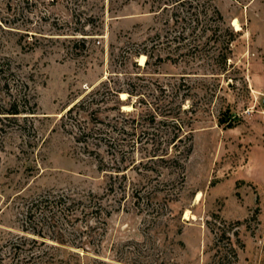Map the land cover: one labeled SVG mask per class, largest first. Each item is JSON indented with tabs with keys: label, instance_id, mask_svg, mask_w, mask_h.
Masks as SVG:
<instances>
[{
	"label": "rangeland",
	"instance_id": "1",
	"mask_svg": "<svg viewBox=\"0 0 264 264\" xmlns=\"http://www.w3.org/2000/svg\"><path fill=\"white\" fill-rule=\"evenodd\" d=\"M174 4L0 0V264H213L222 231L264 264V0ZM167 115L182 169L139 135Z\"/></svg>",
	"mask_w": 264,
	"mask_h": 264
},
{
	"label": "trees",
	"instance_id": "2",
	"mask_svg": "<svg viewBox=\"0 0 264 264\" xmlns=\"http://www.w3.org/2000/svg\"><path fill=\"white\" fill-rule=\"evenodd\" d=\"M174 3V5H177L181 11L185 12L183 19L188 20L187 28L191 29V31L198 28L199 25H201L200 29L202 32L208 29L206 24L200 23L201 17H203L202 19H204V21L216 18L220 21V23L224 24L223 17L217 7L212 4V0H174ZM19 103L20 99L15 97L9 103V108L0 113L9 114L10 116L5 117H13V119L19 114L26 113L27 109L19 108ZM150 123L151 124L148 125V128L140 130L139 135L147 137L145 141L150 140L152 149L150 154L152 157L151 159H158L161 162H174L182 169L184 161L188 158L192 150V128H189L187 132H185L183 124L175 115L159 118L157 120L155 117H152ZM154 123L157 127H154ZM188 126H190V124H188ZM136 128L137 126H134V134ZM162 133L166 136L163 137ZM61 201L62 196L58 199V202ZM44 202H46V199L34 202L28 209V216L30 217L33 212L39 211L40 217L42 218L45 215L44 211L47 209V204ZM37 233L39 234L40 232ZM218 240L222 243V247H218L216 249L213 257V264H221L223 262L236 264L237 249L231 239V236L226 235V233L222 231L218 236L217 241Z\"/></svg>",
	"mask_w": 264,
	"mask_h": 264
},
{
	"label": "bare ground",
	"instance_id": "3",
	"mask_svg": "<svg viewBox=\"0 0 264 264\" xmlns=\"http://www.w3.org/2000/svg\"><path fill=\"white\" fill-rule=\"evenodd\" d=\"M144 61H145V56L144 55H141L140 56V63L143 64ZM122 95H123V93H122Z\"/></svg>",
	"mask_w": 264,
	"mask_h": 264
}]
</instances>
